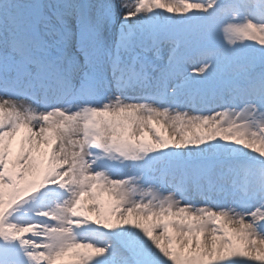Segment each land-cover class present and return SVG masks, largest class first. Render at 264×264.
<instances>
[{
	"label": "snow or ice",
	"instance_id": "obj_1",
	"mask_svg": "<svg viewBox=\"0 0 264 264\" xmlns=\"http://www.w3.org/2000/svg\"><path fill=\"white\" fill-rule=\"evenodd\" d=\"M0 264H264V0H0Z\"/></svg>",
	"mask_w": 264,
	"mask_h": 264
}]
</instances>
